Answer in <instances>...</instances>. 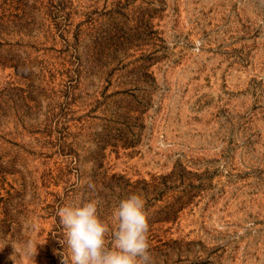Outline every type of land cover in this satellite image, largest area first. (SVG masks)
I'll return each instance as SVG.
<instances>
[{
  "label": "rangeland",
  "instance_id": "1",
  "mask_svg": "<svg viewBox=\"0 0 264 264\" xmlns=\"http://www.w3.org/2000/svg\"><path fill=\"white\" fill-rule=\"evenodd\" d=\"M0 58V264L132 193L154 264H264V0H0Z\"/></svg>",
  "mask_w": 264,
  "mask_h": 264
},
{
  "label": "clouds",
  "instance_id": "2",
  "mask_svg": "<svg viewBox=\"0 0 264 264\" xmlns=\"http://www.w3.org/2000/svg\"><path fill=\"white\" fill-rule=\"evenodd\" d=\"M200 42H197V48ZM80 186L95 191V185L80 180ZM102 198L97 195L83 204H66L58 212L63 226L70 264H154L150 251L147 199L132 193L113 211L115 229L99 215ZM31 249L32 245H28ZM61 264H69L62 254Z\"/></svg>",
  "mask_w": 264,
  "mask_h": 264
},
{
  "label": "trees",
  "instance_id": "3",
  "mask_svg": "<svg viewBox=\"0 0 264 264\" xmlns=\"http://www.w3.org/2000/svg\"><path fill=\"white\" fill-rule=\"evenodd\" d=\"M0 61H1V58H0ZM2 63V65H4V63L3 62H1ZM14 67H15V73L16 74H20V72H19V70H18V66L17 65H13ZM1 114H3V107H2V105H1V103H0V116H1ZM174 172H171V175L173 174Z\"/></svg>",
  "mask_w": 264,
  "mask_h": 264
}]
</instances>
